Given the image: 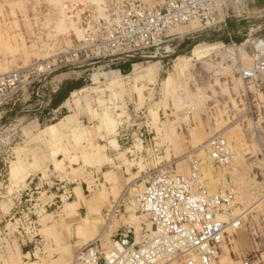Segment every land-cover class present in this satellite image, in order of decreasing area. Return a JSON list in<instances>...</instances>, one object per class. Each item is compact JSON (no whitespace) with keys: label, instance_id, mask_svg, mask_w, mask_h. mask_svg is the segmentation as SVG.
Wrapping results in <instances>:
<instances>
[{"label":"crops","instance_id":"0c3cea01","mask_svg":"<svg viewBox=\"0 0 264 264\" xmlns=\"http://www.w3.org/2000/svg\"><path fill=\"white\" fill-rule=\"evenodd\" d=\"M256 14L264 21V8ZM195 37L176 40L177 55L170 61H121L93 71H67L52 80L54 93L71 84L66 99L52 100L28 120L5 123L1 116L0 264H73L83 247L94 240L105 246L114 243L129 228V243L138 246L151 224L136 211L137 194L147 186L150 172L168 162L188 177L191 164L197 161L203 186L213 192L232 189L228 180L235 175L236 165L232 161L229 167L234 168L229 170L214 166L204 146L222 135L240 153L245 95L254 100L250 107L258 114L264 94L252 85L246 90L234 68L245 55L252 58L254 49L248 44L228 48L217 43L198 58L194 51L203 45L193 46ZM71 45L67 42L61 55L75 48ZM263 138L256 137L259 145L264 144ZM237 154L234 161L241 162ZM247 157H256L252 162H258V173L264 179V156L246 154L244 161ZM32 196L36 199V243L29 235L18 234L19 222L15 221ZM231 215L244 223L245 214L232 211ZM235 235L239 251L249 255L255 250L248 233ZM221 254L225 261L232 258L223 246ZM255 258L252 264H262L264 253Z\"/></svg>","mask_w":264,"mask_h":264},{"label":"built area","instance_id":"2783aa9c","mask_svg":"<svg viewBox=\"0 0 264 264\" xmlns=\"http://www.w3.org/2000/svg\"><path fill=\"white\" fill-rule=\"evenodd\" d=\"M250 2L158 0L149 6L141 0H125L100 6L70 4L67 6L68 17L81 33L78 45L59 57L1 75L0 115L5 105L23 94L35 81L40 85L47 84L52 76L63 71L83 68L93 71L101 65L110 67L121 61H170L177 55L173 43L186 36L211 32H228L233 36L228 19L248 15ZM261 22L264 21L258 23ZM185 28L190 31L184 32ZM255 50L254 67L240 69L243 79L255 80L264 71V47H255ZM39 92L40 87L37 94ZM206 147L217 165L230 163L231 149L221 135L214 136ZM6 148L10 163L11 144ZM197 173L196 162L191 178L178 174L173 163L154 169L149 174L147 186L138 196L139 212L152 226L142 243L131 245L129 235L132 230L128 229L111 247L102 245L99 240L83 247L76 253L73 264H218L225 233L229 226L239 228L241 221L231 218L234 194L209 192L195 183ZM56 187L65 189L60 184ZM28 202L30 205L15 221L19 222L18 234L29 235L36 243L38 236L33 219L36 199L29 197Z\"/></svg>","mask_w":264,"mask_h":264},{"label":"rangeland","instance_id":"374dc122","mask_svg":"<svg viewBox=\"0 0 264 264\" xmlns=\"http://www.w3.org/2000/svg\"><path fill=\"white\" fill-rule=\"evenodd\" d=\"M121 1L125 0H66L61 3L49 0L45 3L39 2V0H36V2L35 0H20L13 2L7 0L3 2L0 0V76L16 70L28 69L42 60L59 57L64 53L63 49L67 42L74 47L78 45L77 41L81 38V33L77 24L70 21L68 17L67 6L70 4L90 3L100 6L102 4ZM154 1L155 0H148L144 2L146 5L152 6ZM150 2L152 3L150 4ZM263 8L264 0H255L254 3L250 2L248 4V10L250 12L248 15L246 13L242 18L231 17L228 19L231 33L236 34L233 37L230 36L228 32H211L208 34L196 35L194 42H198V44H202L204 47L205 45L206 47H211L217 43L224 44L228 46V48H237L245 44L251 45L254 49L253 57L251 58L247 55L242 57V63L236 66L234 71L237 77L242 78L244 81V88L246 90L249 89L247 86L252 85L256 86V88L264 94V71H262L255 80L243 79L240 72V69L250 70L254 67L256 58L255 47H264V26L261 27L262 23H258L262 20V17L256 14ZM261 42L263 44H261ZM232 43H235L236 46L234 47ZM207 54L208 53H206V55ZM206 55H201L198 58H203ZM64 73H66V71L52 76L47 84L43 83L40 85V82L37 83L35 81V83L27 88L23 94L2 108H5V114L1 112V120L3 121L4 119L5 123L13 122L15 119L28 120L36 116L37 112L45 110L48 105L52 103L51 94H54L53 87L55 84V81L52 82V80ZM39 87L40 92L37 94ZM245 97V114H243L244 116L240 119L241 127L244 130V137L243 139L242 137L240 138L241 141L239 140L240 144L238 149L240 153H236V148L232 145L231 141H226L232 153L230 163L233 161L232 163L236 165L235 170H233L235 175H231L232 178L228 180L232 189L219 191L231 192L234 194L235 202L232 211L235 212V215L245 214L243 219L244 223L240 220L241 226L239 228L229 226L225 233V242H223L221 248L223 246L226 252H232V258H230L229 261L223 260L220 251L219 264H252L253 261H256V254L264 253V179L258 173L261 169L258 167V162H252L256 157H247L250 162H248L246 158L244 161L246 154H248V156H257L258 154L264 156V144L259 145L256 139L257 136H264V98L262 97L260 100V104L263 105L260 112L258 114L254 112L253 114V109L250 107V104L251 101L254 100H250L251 98L248 94H246ZM245 129L248 130V132ZM262 143H264V138ZM207 144L208 143L205 144V148H207ZM236 154L240 156L241 162L234 161ZM210 159L211 163L216 167H225L226 170L234 168L232 165L229 167L230 163L227 166L217 165L212 160L211 155ZM255 165H257V167ZM193 166L194 163L191 164V172L193 171ZM196 166L199 169V162L197 161ZM244 166L246 169L242 172V167ZM174 168H176V164H174ZM228 173L229 171H226V174ZM199 174L200 172L198 171L196 177L197 183L206 188L201 184ZM191 175L192 173H190L188 177L191 178ZM143 191L144 189L139 193L141 194ZM139 193L136 198V211L139 215L143 216L138 209ZM251 215H254V219ZM224 220L227 221L226 218H224ZM149 230H152L151 225ZM238 231L248 233L250 239L253 241L255 250L249 255L243 254L238 249L239 242H237V237L235 235ZM113 244L112 242H108L106 246L111 247ZM261 261L262 264H264V259Z\"/></svg>","mask_w":264,"mask_h":264},{"label":"bare ground","instance_id":"6f19581e","mask_svg":"<svg viewBox=\"0 0 264 264\" xmlns=\"http://www.w3.org/2000/svg\"><path fill=\"white\" fill-rule=\"evenodd\" d=\"M1 32V31H0ZM80 34V33H79ZM80 37V36H79ZM218 50V49H217ZM209 51H211L210 50V47H203V46H197L196 47V49H195V51H194V54L196 55V56H198V57H200L201 55H206V53H208ZM232 158V157H231ZM199 171V170H198ZM198 174V173H197ZM195 183L196 184H198L197 183V180L195 179ZM104 187V186H103ZM128 189V188H127ZM130 189V188H129ZM205 189H207V188H205ZM100 190V189H99ZM104 190V189H103ZM102 190V191H103ZM208 190V189H207ZM209 192H211L210 190H208ZM239 191V190H238ZM98 192V191H97ZM116 192V191H115ZM114 192V193H115ZM142 193V192H141ZM101 194V193H100ZM107 194V193H106ZM140 194V193H139ZM125 195V194H124ZM133 195V194H132ZM129 196V195H128ZM91 199V198H90ZM96 199V198H95ZM89 200V199H88ZM87 200V201H88ZM97 200V199H96ZM95 200V201H96ZM106 202V201H105ZM101 203V202H100ZM94 205H96V204H94ZM98 205V204H97ZM118 205V204H117ZM136 205V204H135ZM75 207V206H74ZM114 208V207H113ZM118 209V208H117ZM121 209V208H120ZM89 213V212H88ZM117 214V213H116ZM232 214V213H231ZM89 215V214H88ZM47 216V215H46ZM90 216V215H89ZM44 218H45V216H43ZM113 218H114V216H113ZM42 219V218H41ZM88 219V218H87ZM44 220V219H43ZM79 220V219H78ZM96 220V219H95ZM97 221V220H96ZM110 221V220H109ZM112 221V220H111ZM89 222V221H88ZM114 222V221H113ZM74 223V222H73ZM112 223V222H111ZM59 224V223H58ZM115 224V223H114ZM47 225H48V222H47ZM57 225V224H56ZM88 225H90V224H88ZM107 226V225H106ZM105 226V227H106ZM109 226V225H108ZM123 226V225H122ZM93 227H95V226H93ZM81 228V227H80ZM103 229H104V226H103ZM130 229V228H129ZM93 230V229H92ZM102 231H104L105 232V230H102ZM153 231H155V229H153ZM83 232V231H82ZM86 232H89L88 230L86 231ZM45 233V232H44ZM57 233V232H56ZM46 234V233H45ZM104 234V233H103ZM88 235H89V233H88ZM87 237V236H86ZM52 238V237H51ZM88 239V238H87ZM98 239V238H97ZM81 240V239H80ZM106 240V239H105ZM225 240V239H224ZM223 240V241H224ZM51 241V240H50ZM95 241V240H94ZM49 243V242H48ZM47 244V243H46ZM103 244V243H102ZM223 244V243H222ZM43 246H44V244H43ZM105 246V245H104ZM47 247V246H46ZM107 247V246H106ZM48 248V247H47ZM50 248V247H49ZM68 248V247H67ZM70 249V248H69ZM49 250V249H48ZM66 250V249H65ZM62 251V250H61ZM75 251V250H74ZM51 252V251H50ZM61 253V252H60ZM68 257V256H67ZM220 259V258H219ZM9 261V260H8ZM72 261V260H71ZM49 262H52V261H49ZM71 263V262H70ZM69 263V264H70ZM218 263H219V261H218Z\"/></svg>","mask_w":264,"mask_h":264},{"label":"trees","instance_id":"16d2710c","mask_svg":"<svg viewBox=\"0 0 264 264\" xmlns=\"http://www.w3.org/2000/svg\"><path fill=\"white\" fill-rule=\"evenodd\" d=\"M197 44H198V42H193L192 45L195 46ZM71 88H72V86L68 82V83L64 84V86L59 91H57L54 94H51L53 102L57 103V102H59L61 100L66 99L68 97V95H69V92L71 91Z\"/></svg>","mask_w":264,"mask_h":264}]
</instances>
